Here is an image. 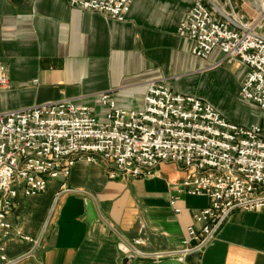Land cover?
<instances>
[{
    "label": "crops",
    "instance_id": "crops-1",
    "mask_svg": "<svg viewBox=\"0 0 264 264\" xmlns=\"http://www.w3.org/2000/svg\"><path fill=\"white\" fill-rule=\"evenodd\" d=\"M195 1L132 0L125 20L118 21L71 7L67 0H0V63L11 82V88L0 90V111L65 98L100 109L97 95L110 90L118 106L139 109L147 82L157 79L184 94L211 79L236 94L240 85L224 70L233 66L211 70L219 50L200 58L178 35ZM200 1L235 27L234 18L242 16L264 24L258 9L264 2ZM260 32L264 35V28ZM234 66L242 79L243 71ZM250 105L257 117L249 124L264 120V111ZM251 113L244 118L251 120ZM186 177L175 164L163 163L153 177L124 180L110 177L105 163L79 160L67 178L49 180L46 191L17 197L9 217L13 231L3 239L5 254L13 264H122L127 256H137L126 247L145 255L180 252L193 213L208 205L206 196L183 190ZM88 197L99 213L93 222ZM187 256L185 264H264V210L232 211L203 249Z\"/></svg>",
    "mask_w": 264,
    "mask_h": 264
},
{
    "label": "built area",
    "instance_id": "built-area-1",
    "mask_svg": "<svg viewBox=\"0 0 264 264\" xmlns=\"http://www.w3.org/2000/svg\"><path fill=\"white\" fill-rule=\"evenodd\" d=\"M67 1L118 21L125 20L132 4ZM234 21L238 27L196 0L178 35L191 42L192 53L200 58L219 50L213 68L238 65L243 71L238 96L264 111V24L244 16ZM9 88L7 67L0 63V90ZM97 100L100 112L94 104L70 98L0 111V264L14 263L3 239L13 231L9 217L17 197L46 191L49 180L67 178L79 160L105 163L110 177L124 180L153 177L163 163L184 170L183 190L206 196L208 205L193 213L183 255L201 251L232 211L264 210V120L249 125L231 121L210 101L177 92L166 79L147 82L139 109L118 106L111 90ZM171 205L181 211L175 197Z\"/></svg>",
    "mask_w": 264,
    "mask_h": 264
},
{
    "label": "rangeland",
    "instance_id": "rangeland-1",
    "mask_svg": "<svg viewBox=\"0 0 264 264\" xmlns=\"http://www.w3.org/2000/svg\"><path fill=\"white\" fill-rule=\"evenodd\" d=\"M224 67V66H223ZM221 67H215L211 70L214 72L220 70ZM227 72H229L234 79L237 82V85L239 86L241 83V77L239 76V73H236V67L233 66L232 70L229 71L228 69H224ZM211 80V79H210ZM200 81L196 87L191 88V90H188V94L193 95L195 97L202 98L204 100L210 101L212 103H218L225 107L226 111L229 114L224 113L229 120L234 121L239 124H249L257 117L256 112L254 108L250 105H246L245 101L241 100L238 96V92L236 91V94L234 93L231 86H223L220 85L218 82L212 83L211 81ZM219 106V105H218ZM220 110V109H219ZM100 112V109H98ZM248 111H252L251 113V120H246L244 117L246 114H248ZM101 120L103 118L101 117Z\"/></svg>",
    "mask_w": 264,
    "mask_h": 264
},
{
    "label": "water",
    "instance_id": "water-1",
    "mask_svg": "<svg viewBox=\"0 0 264 264\" xmlns=\"http://www.w3.org/2000/svg\"><path fill=\"white\" fill-rule=\"evenodd\" d=\"M258 9L261 13L264 14V8H262L259 5ZM226 18L229 21H231L229 17H226ZM87 215H88V220L90 222H93L99 219V213L91 197H88V201H87ZM125 249H126L125 250L126 253L133 252L137 256H127L123 260L122 264H144V263H147V264H185V262L189 261V256L187 255L185 256L180 252L157 254V255H145V254H141L134 248L126 247Z\"/></svg>",
    "mask_w": 264,
    "mask_h": 264
}]
</instances>
